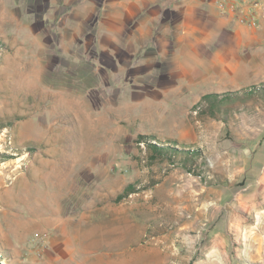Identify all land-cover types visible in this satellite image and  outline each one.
Returning a JSON list of instances; mask_svg holds the SVG:
<instances>
[{
    "label": "rangeland",
    "instance_id": "1",
    "mask_svg": "<svg viewBox=\"0 0 264 264\" xmlns=\"http://www.w3.org/2000/svg\"><path fill=\"white\" fill-rule=\"evenodd\" d=\"M252 1L255 28L216 0L210 32L184 21L185 65L166 48L168 65L142 62L151 25L134 22L120 65L102 32L145 0H0V264H74L90 231L118 264H264V0ZM155 3L153 28L174 30L182 15Z\"/></svg>",
    "mask_w": 264,
    "mask_h": 264
},
{
    "label": "crops",
    "instance_id": "2",
    "mask_svg": "<svg viewBox=\"0 0 264 264\" xmlns=\"http://www.w3.org/2000/svg\"><path fill=\"white\" fill-rule=\"evenodd\" d=\"M156 1H159L160 3V0H145L146 4L143 5L144 8L135 9L133 15L127 14L128 17H126L125 15H119L117 17L118 20L116 22L122 23L125 28L124 30L109 29L106 30V32H102L104 34V45L107 51L110 52V54L112 55V57H110L113 64L119 63L120 65H122V56L128 54L126 50L127 46H129V44L131 43V39L137 38V33L131 30V26L134 24V22H137L138 24H140V22H143L146 25L150 23L151 25V29L146 33V37L149 38L148 42L144 41L143 44L144 46L148 45L150 48L154 49L155 58L150 61L148 60L142 62H150V65H168L166 56L160 52L161 50L165 51L166 48L168 51L172 50V53L176 55L177 60L180 55V63L181 65H185L183 49L184 41L182 40L183 36L185 35V28L183 27L184 21H195L196 26H193V30H199V32H201L207 24L208 27L206 28V31L210 32L211 21H213V23L217 21V15L212 9V0H177L176 4L172 2L173 0H161V10H168L170 8H173L178 11L180 15H182V17L176 24V27H173L172 25V29L174 30L156 29L153 28V26L155 24H158L159 22L164 21V15H161V13L152 14L151 10L149 9L150 4V7L155 8L156 5L152 4H158L155 3ZM134 14L136 15L134 16ZM208 32L205 33V36H207ZM168 47H170V49H168ZM130 58H132V56H130ZM133 62L134 65H139L141 60H133L131 61L130 65H132ZM93 234L94 232L92 231L88 232V237L86 238V241L84 240V236L82 238H79L81 239L78 242L79 248H72L70 253H67V256L70 257V261L72 263L79 264L80 262L83 264L84 262H87V264H118L117 262L126 261L125 258L117 259L113 257L114 254L112 252V249H109L107 254L105 252H98L96 250V247L98 246L99 241L98 239L94 238ZM63 238L65 239V243L67 246H69V244L70 246L77 245L75 243H71L72 241H68L66 237V231L64 232Z\"/></svg>",
    "mask_w": 264,
    "mask_h": 264
},
{
    "label": "built area",
    "instance_id": "3",
    "mask_svg": "<svg viewBox=\"0 0 264 264\" xmlns=\"http://www.w3.org/2000/svg\"><path fill=\"white\" fill-rule=\"evenodd\" d=\"M216 7L221 13L234 17L239 24L255 28L259 24L260 5L256 1L216 0Z\"/></svg>",
    "mask_w": 264,
    "mask_h": 264
},
{
    "label": "trees",
    "instance_id": "4",
    "mask_svg": "<svg viewBox=\"0 0 264 264\" xmlns=\"http://www.w3.org/2000/svg\"><path fill=\"white\" fill-rule=\"evenodd\" d=\"M228 96H230V95H229V94H226V95H225V98H227ZM217 98H218V96L215 95V94H207V95H204V96L202 97V100H203V101H206V102L208 103V107H209V109L212 110V109L214 108V106L219 107V102H220L221 100L217 101ZM219 108H221V107H219ZM140 139H141V140H145L146 138H145V137H140ZM150 146H151V145H150ZM151 147L155 148L154 146H151ZM160 153H161V152H160ZM133 192H134V191H133L132 186H131V185H128V186L125 187L124 192H123L120 196H118L116 200L119 201V200H121L123 197L128 196L129 194H131V193H133Z\"/></svg>",
    "mask_w": 264,
    "mask_h": 264
},
{
    "label": "bare ground",
    "instance_id": "5",
    "mask_svg": "<svg viewBox=\"0 0 264 264\" xmlns=\"http://www.w3.org/2000/svg\"><path fill=\"white\" fill-rule=\"evenodd\" d=\"M56 184V183H55ZM61 185H59V187H60ZM61 188H63V187H61ZM60 189V188H59Z\"/></svg>",
    "mask_w": 264,
    "mask_h": 264
}]
</instances>
